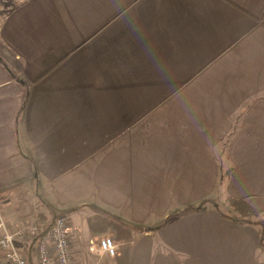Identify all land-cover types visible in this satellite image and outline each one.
<instances>
[{
	"label": "crops",
	"instance_id": "0c3cea01",
	"mask_svg": "<svg viewBox=\"0 0 264 264\" xmlns=\"http://www.w3.org/2000/svg\"><path fill=\"white\" fill-rule=\"evenodd\" d=\"M12 188L41 215L84 213L75 264L106 236L118 255L102 264H264L254 226L219 212L223 192L264 214V0L4 10L0 197Z\"/></svg>",
	"mask_w": 264,
	"mask_h": 264
},
{
	"label": "built area",
	"instance_id": "2783aa9c",
	"mask_svg": "<svg viewBox=\"0 0 264 264\" xmlns=\"http://www.w3.org/2000/svg\"><path fill=\"white\" fill-rule=\"evenodd\" d=\"M67 228L66 219L58 217L49 227L35 221L25 232L10 233L0 215V252H3L0 264H30L27 253L20 252L16 245L23 241L32 245L37 264H75ZM89 253L100 260L104 257L115 259L118 255L111 237L98 240L96 247L91 244Z\"/></svg>",
	"mask_w": 264,
	"mask_h": 264
},
{
	"label": "rangeland",
	"instance_id": "374dc122",
	"mask_svg": "<svg viewBox=\"0 0 264 264\" xmlns=\"http://www.w3.org/2000/svg\"><path fill=\"white\" fill-rule=\"evenodd\" d=\"M18 1H21V0H7V1L6 0H0V16L4 15V10L7 11V9H11L14 4H18ZM17 164L20 165V162H18ZM234 173H235V169L228 170V176L230 175V178H228V180L231 179V177L234 175ZM10 190L11 191L9 192L8 195L0 197V214L3 216L2 217L3 221L4 220L7 221L8 218H10V217H13L15 220H17V219H24L25 220V222L27 223L26 226L23 228L20 227L22 229L21 230L19 229L20 231L17 230V232L27 231V228L31 225L32 221H34L36 219L40 222H42L43 219L44 220L47 219V222L50 223L51 220L55 218V217H48V216H44V215L39 214L38 211H40L42 209V206L37 207L36 202H34V201H32V203L29 202L30 200L25 201L23 199V196L18 194V190H13V188ZM225 197L233 198V197L227 195L226 193H223V192L219 193L220 199H224ZM236 200L246 201V203H247V198H241V199H236ZM225 204L226 203H222L219 207V212L222 214V216H228L231 214L236 215V212L233 209H231V207H229ZM247 205L249 206L248 203H247ZM3 208H6L8 211V214H11V215L8 216L7 213H4L1 210ZM32 214H34L33 217H32ZM83 214L81 216L73 217L74 221H75V225H73L72 222L66 220V223L69 227V228H67L68 229L67 237H69L70 242H71L72 236L78 235L79 233H81L80 224H81L82 220H80V217L83 218ZM38 215H41V216H38ZM253 226L254 227L250 228L252 230V231H250V233L251 234L255 233L259 236L258 238H260L261 228L257 225H253ZM96 227L99 228L100 226L98 225ZM106 237H102V238H106ZM23 240H27V238H24ZM97 242H95V243H97ZM18 243L19 242H17V244ZM22 243H27L28 245H31V244H29L30 243L29 241H23ZM261 250L264 251V247H262ZM99 263H100V259H96V260H93L91 262V264H99Z\"/></svg>",
	"mask_w": 264,
	"mask_h": 264
},
{
	"label": "trees",
	"instance_id": "16d2710c",
	"mask_svg": "<svg viewBox=\"0 0 264 264\" xmlns=\"http://www.w3.org/2000/svg\"><path fill=\"white\" fill-rule=\"evenodd\" d=\"M228 178H230V175L228 176ZM226 202L236 212V215L230 218L226 216H222V217L230 220L232 223L236 225H257L259 226L261 228L259 244H260V247H264V214L248 206L246 201H241V200L239 201L233 198H227ZM203 203L199 204V207H201ZM199 207L196 209H193V211L195 213H198L200 210ZM58 217H55L54 219H52L50 223L47 222V219L45 220L43 219L42 222L40 221L39 222L43 224L44 226L49 227L51 226L52 223H54V221Z\"/></svg>",
	"mask_w": 264,
	"mask_h": 264
},
{
	"label": "bare ground",
	"instance_id": "6f19581e",
	"mask_svg": "<svg viewBox=\"0 0 264 264\" xmlns=\"http://www.w3.org/2000/svg\"><path fill=\"white\" fill-rule=\"evenodd\" d=\"M99 240H100V239H99ZM97 241H98V240H97ZM97 243H98V242H97ZM97 243H94V244H93V243H90V244H89V247H90L91 244H93L94 247H96V246H97ZM115 245H116V244H115ZM116 248H117V246H116ZM117 251H118V248H117ZM88 252H89V248H88ZM89 254H90V253H89ZM71 255H72V257H73V253H72V251H71ZM97 258H98V257H97ZM104 258H105V257H104ZM98 259H99V258H98ZM73 260L75 261L74 257H73ZM101 260H103V258H102ZM101 260H100V264H102V263H101Z\"/></svg>",
	"mask_w": 264,
	"mask_h": 264
}]
</instances>
